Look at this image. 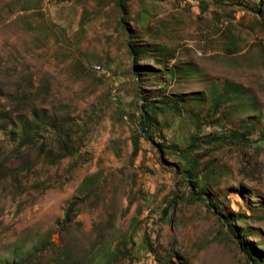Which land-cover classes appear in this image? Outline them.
<instances>
[{
	"label": "rangeland",
	"instance_id": "rangeland-1",
	"mask_svg": "<svg viewBox=\"0 0 264 264\" xmlns=\"http://www.w3.org/2000/svg\"><path fill=\"white\" fill-rule=\"evenodd\" d=\"M260 259L264 0H0V264Z\"/></svg>",
	"mask_w": 264,
	"mask_h": 264
},
{
	"label": "trees",
	"instance_id": "trees-1",
	"mask_svg": "<svg viewBox=\"0 0 264 264\" xmlns=\"http://www.w3.org/2000/svg\"><path fill=\"white\" fill-rule=\"evenodd\" d=\"M145 106V105H144ZM146 111L143 112L142 116H141V122H142V127L144 130H148L151 126V119L149 118L148 114L150 113V107L149 105L146 104ZM152 112L155 113V109L154 110H151ZM30 141L31 143H33V140L30 138ZM30 143V144H31ZM134 146H135V151H136V146H137V140L134 139ZM164 149H167L168 150V153L171 155V156H176V157H180L179 155L182 154V156L184 158H181V159H184V170L186 172V174H188V176L191 178V180L193 181V184L195 186H198L202 192L203 190L205 189V186H204V183L202 181V179L200 177H198V175L194 172L195 170V160L193 158H191L189 156V150H190V147H186L182 150H177V147L175 145H168L166 146L165 148H161V150H164ZM75 206V203H72L68 208H67V214H69L73 207ZM168 211V210H167ZM166 211V212H167ZM231 225L233 224V221H228ZM242 239V238H240ZM240 244L243 245V248L246 250L247 254L252 258V259H256L255 256H253L252 254V251L246 247L244 241L240 240ZM262 260V259H260ZM264 261V260H262Z\"/></svg>",
	"mask_w": 264,
	"mask_h": 264
}]
</instances>
